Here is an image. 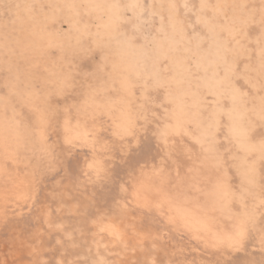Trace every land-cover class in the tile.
Returning <instances> with one entry per match:
<instances>
[{"label": "rangeland", "instance_id": "374dc122", "mask_svg": "<svg viewBox=\"0 0 264 264\" xmlns=\"http://www.w3.org/2000/svg\"><path fill=\"white\" fill-rule=\"evenodd\" d=\"M0 264H264V0H0Z\"/></svg>", "mask_w": 264, "mask_h": 264}]
</instances>
